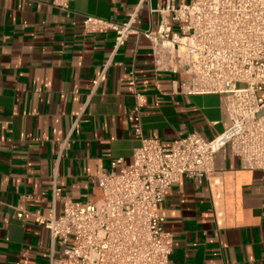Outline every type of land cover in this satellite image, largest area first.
Here are the masks:
<instances>
[{
	"label": "crops",
	"instance_id": "crops-1",
	"mask_svg": "<svg viewBox=\"0 0 264 264\" xmlns=\"http://www.w3.org/2000/svg\"><path fill=\"white\" fill-rule=\"evenodd\" d=\"M51 1L0 0V264H49L37 217L61 215L68 198L98 200L97 173L130 164L140 134L169 147L192 131L212 139L230 122L224 94L188 93L181 74L154 69L144 35L114 52L113 31L84 30L85 15L125 21L138 0H71V12ZM160 20L146 6L136 26ZM160 214L174 238L170 264H264V172L226 149L201 183L182 176L170 187Z\"/></svg>",
	"mask_w": 264,
	"mask_h": 264
},
{
	"label": "built area",
	"instance_id": "built-area-1",
	"mask_svg": "<svg viewBox=\"0 0 264 264\" xmlns=\"http://www.w3.org/2000/svg\"><path fill=\"white\" fill-rule=\"evenodd\" d=\"M70 1L51 4L71 12ZM146 6L161 14L156 29L136 26ZM83 27L89 33L113 31L114 52L132 35H144L152 45L154 69L181 74L188 93L224 94L230 122L212 139L192 131L169 147L140 134L130 164L120 172L97 173L98 200L68 198L61 215L37 217L50 232L49 264H170L174 238L160 214L170 187L182 176L201 183L224 149L245 169L264 172V0L179 5L167 0L160 9L152 8L151 0H138L125 21L85 15ZM135 95L133 110L140 122L146 100Z\"/></svg>",
	"mask_w": 264,
	"mask_h": 264
}]
</instances>
